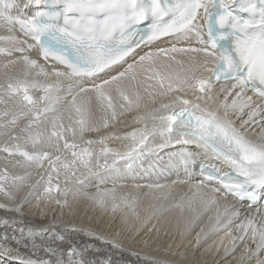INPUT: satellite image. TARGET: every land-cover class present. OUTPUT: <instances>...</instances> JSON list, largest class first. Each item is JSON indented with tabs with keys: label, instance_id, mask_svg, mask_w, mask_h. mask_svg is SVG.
<instances>
[{
	"label": "snow or ice",
	"instance_id": "snow-or-ice-1",
	"mask_svg": "<svg viewBox=\"0 0 264 264\" xmlns=\"http://www.w3.org/2000/svg\"><path fill=\"white\" fill-rule=\"evenodd\" d=\"M0 25V264H189L182 242L209 212L197 245L224 232L236 264L264 251V0H0ZM126 117L139 127L121 133ZM144 163L177 180L82 191ZM85 202L119 214L114 236L66 221ZM145 233L165 256L133 247Z\"/></svg>",
	"mask_w": 264,
	"mask_h": 264
},
{
	"label": "bare ground",
	"instance_id": "bare-ground-1",
	"mask_svg": "<svg viewBox=\"0 0 264 264\" xmlns=\"http://www.w3.org/2000/svg\"><path fill=\"white\" fill-rule=\"evenodd\" d=\"M0 25V35L5 34V29L3 26ZM19 34V33H17ZM33 58H36L37 53L33 52L31 53ZM126 120L129 121L126 125H120L119 131L121 133L131 131L133 128L139 127V125H134L130 123V117H126ZM115 142L118 145L119 151H126V144L130 143L128 142H120V141H110ZM121 167L123 168V164L121 163ZM148 168V164L144 163L143 166H136L134 171L127 173V175L123 179L119 180H106L105 182H100L97 180H93L85 189H83V192L88 193H96L97 189L103 190V189H110L114 185L118 188L122 189V193H128L135 190L136 185H148L154 182H159L162 184H171L173 180H177L176 175H172L169 179H160L157 181L156 177H152L151 179L149 176L145 173V169ZM196 175V173L194 174ZM179 179L183 180L185 179L183 174L179 177ZM200 178H197L196 180H189L187 183L184 184H177L174 186L173 191L171 193V200L168 203V206L164 209V211L160 214V217L158 219L153 220V224L156 225L157 228L161 229V235H163L164 227L165 225L174 222V220L181 214V209L178 207H173V205L180 200L182 196L189 193V188L191 185L197 182V180ZM55 183V181H54ZM62 186V185H61ZM43 191V189H40ZM136 194L139 195L141 199V205L139 207V211L143 212V210L149 205L154 203L153 197L151 194L148 193V190L146 187L141 188L140 190L136 191ZM228 202L235 207H241V205L237 204L231 197H229ZM223 203V202H222ZM87 207L89 205L87 202L81 204L80 211L75 218L66 217V221L70 223L76 224L78 227H83L85 229H91L93 231L103 233L105 235H112L114 236L116 231L119 230L122 225L120 223L119 214H117L115 217H113L111 214L101 216L99 211L93 210L91 207H89L90 210L86 211ZM251 211H255V209H252ZM241 219H243L246 214L249 212V209H242L239 210ZM59 214V212L57 213ZM213 212H209L207 214H203L202 218L198 219L195 225L193 226L191 232L184 238L182 242V247L180 248L181 252L187 253V259L189 261V264H236V257L239 255V250L236 251L234 255L226 256L223 251L224 244L227 243V237L224 232H212L209 233L208 237L206 239H202L201 243L197 245V234L200 233V230L202 228H205L208 224V216L212 215ZM3 215V212H0V216ZM77 218V219H76ZM115 221L112 223V221ZM98 222V224L95 226V223ZM239 222V221H237ZM235 225H233V228ZM155 233H153L154 235ZM179 237V236H177ZM75 240H80L81 237L79 236H73L72 237ZM147 238V234H142L140 238V242L133 245L138 251L141 252H150L152 255L155 256H165L166 253L161 249L157 251V245L153 244L152 247H145L143 244V239ZM85 241L87 238H84ZM177 239V238H176ZM177 241H179L177 239ZM166 242L173 243V247L175 248V243L172 241V237L168 236L166 238ZM166 246V244H165ZM198 246V248H197ZM197 249V250H196ZM217 249L219 251L217 252ZM131 258V257H128ZM260 261H264V251L257 254V256H254L250 259L249 264H260Z\"/></svg>",
	"mask_w": 264,
	"mask_h": 264
},
{
	"label": "rangeland",
	"instance_id": "rangeland-1",
	"mask_svg": "<svg viewBox=\"0 0 264 264\" xmlns=\"http://www.w3.org/2000/svg\"><path fill=\"white\" fill-rule=\"evenodd\" d=\"M1 27H2V26H1ZM2 159H3V158H2V155H0V162H2ZM0 200H2V197H0ZM88 210H90L89 207H87L86 211H88ZM76 219H77V218H76ZM97 224H98V222L95 223V226H96ZM176 238H177L178 240H180L179 237H176ZM197 248H198V246H197ZM196 250H197V249H196Z\"/></svg>",
	"mask_w": 264,
	"mask_h": 264
},
{
	"label": "water",
	"instance_id": "water-1",
	"mask_svg": "<svg viewBox=\"0 0 264 264\" xmlns=\"http://www.w3.org/2000/svg\"><path fill=\"white\" fill-rule=\"evenodd\" d=\"M116 149L118 148V145L115 142H110Z\"/></svg>",
	"mask_w": 264,
	"mask_h": 264
}]
</instances>
